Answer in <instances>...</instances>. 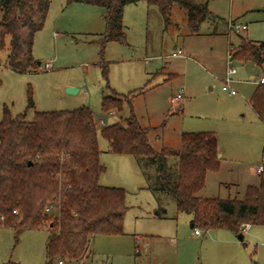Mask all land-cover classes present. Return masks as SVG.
Returning <instances> with one entry per match:
<instances>
[{
	"label": "rangeland",
	"instance_id": "rangeland-1",
	"mask_svg": "<svg viewBox=\"0 0 264 264\" xmlns=\"http://www.w3.org/2000/svg\"><path fill=\"white\" fill-rule=\"evenodd\" d=\"M140 2L124 8L126 42L120 43L104 39L103 8L52 0L43 27L34 36L36 69H10L5 65L6 49L0 50V119L5 107L30 120L36 111L84 105L92 110L99 130L133 113L156 150L179 148L182 132L212 131L220 153L218 165L207 171L198 195L241 198L246 185L264 179V124L247 102L258 85L255 78L264 75V62L233 61L237 73L231 86L236 94L223 92L221 86L227 49L236 45L237 33L253 31L264 40V8H258L264 7V0H209L218 17L201 23L196 35L187 34L184 10L177 4L170 16L176 25L164 28L160 14L147 17L145 2ZM229 20L247 25V31H229ZM178 49L182 56H169ZM161 69L166 76L167 71L178 76L163 80L157 74ZM68 86L77 91L66 93ZM181 88L183 98L171 101ZM129 93L134 95L131 106L124 103L112 114L101 110L102 96ZM97 137L105 167L98 181L124 188L128 209L123 233L91 237L90 255L83 264H264V226L252 225L243 240L223 228H199L202 234L194 236L191 214L177 211L170 194L149 189L146 176H155V165L108 152L100 131ZM168 165L173 170L174 160ZM261 165L263 172L257 173ZM49 235L47 228L18 234L11 227L0 228V264H46Z\"/></svg>",
	"mask_w": 264,
	"mask_h": 264
},
{
	"label": "trees",
	"instance_id": "trees-1",
	"mask_svg": "<svg viewBox=\"0 0 264 264\" xmlns=\"http://www.w3.org/2000/svg\"><path fill=\"white\" fill-rule=\"evenodd\" d=\"M103 8L104 39L126 42L122 21L127 4L139 1L153 6L164 28L170 24L174 4L186 11L190 33L213 16L206 3L193 0H65ZM51 0H0V50L6 49L5 65L18 72L36 69L32 54L34 36L44 25ZM233 60L264 62V41L242 40L231 46ZM140 93L143 89L138 90ZM113 92H115L113 90ZM134 95H104L103 112L131 106ZM29 106L33 102L29 98ZM248 102L264 122V83H258ZM96 117L87 106L66 110L12 114L5 107L0 119V226L18 234L24 229L47 228L46 264L62 261L83 264L90 255L91 237L123 233L128 206L126 191L99 183L105 171L100 163L98 131L108 152L128 154L137 163L154 164L156 174L146 176L150 190L170 194L179 212L191 214L193 228H223L239 234L244 223L264 226V179L248 184L241 198L201 197L207 171L218 165L217 138L212 131L181 133L179 148L156 150L133 113L98 130ZM174 160V169L168 165ZM3 264H20L7 262Z\"/></svg>",
	"mask_w": 264,
	"mask_h": 264
},
{
	"label": "crops",
	"instance_id": "crops-1",
	"mask_svg": "<svg viewBox=\"0 0 264 264\" xmlns=\"http://www.w3.org/2000/svg\"><path fill=\"white\" fill-rule=\"evenodd\" d=\"M52 1V0H51ZM194 1V3H197V4H203V3H206V5H207V8H208V10L212 13V15L213 16H210V17H208V18H206V19H204L201 23H203L204 21H214L215 20V18L216 17H218V14L217 13H215L213 10H211L210 8H209V0H193ZM137 3H141L140 1L139 2H137ZM50 5H51V3H50ZM50 8V7H49ZM125 8V7H124ZM145 8H146V13H147V17H149V15L150 14H153V13H155V12H158L156 9H153L152 7H148V5L145 3ZM259 9H261V8H264V7H258ZM184 10V9H183ZM48 12H49V10H48ZM123 12H124V10H123ZM125 13V12H124ZM47 16H48V14H47ZM183 18H184V22H186V32H187V34H189V35H196V34H200V32H199V27H200V25H201V23H200V25H199V27H198V29H197V31L196 32H194V33H190L189 32V30H188V26H187V17H186V11L184 10L183 11ZM172 25H176L175 23H173L172 22V20L170 19V24L168 25V26H172ZM167 28V27H166ZM247 29H248V27H247V25H246V28L244 29V30H242V31H247ZM254 32L252 31L251 33H247L246 35H241V34H239V33H237V37H238V41H237V43H236V45H234V46H237V45H239L240 44V42L242 41V40H250V41H254V42H257V41H264V40H261V39H259V38H257V36H254V34H253ZM232 46V44H229V47L228 48H230ZM228 50V49H227ZM178 51H180L181 52V54L180 55H173L174 53H176V52H178ZM176 52H172L169 56L170 57H178V56H182V51H181V49H178ZM233 61H237V60H233ZM239 62H241V61H239ZM257 65V64H256ZM163 69V68H162ZM159 70L158 72H157V74H162V76H163V80H166V77H168L169 76V78L168 79H170V78H173V77H175V76H178V74L176 73V72H172V71H167L166 73H167V76L166 75H164V73H161V71H165V70ZM237 73V71L232 75V78H233V82L235 81L234 80V75ZM261 76H264V75H261ZM254 76H250V79H254L253 78ZM260 77V76H259ZM259 77H257V78H255V80H254V82H255V84H258L256 81H257V79L259 78ZM232 82V83H233ZM184 93H185V89L183 88V91H182V96L178 99V100H175L174 102H178V101H180V99L181 98H183V95H184ZM236 94V93H235ZM235 94H231V95H235ZM247 102H248V98H247ZM248 104H249V102H248ZM249 106H250V104H249ZM251 107V106H250ZM251 109H252V107H251ZM253 110V109H252ZM110 114H112L113 113V111L112 112H109ZM255 113V112H254ZM255 115H256V117L258 118V120H260L263 124H264V122L257 116V114L255 113ZM103 121H104V119H103ZM220 154V153H219ZM99 160H100V157H99ZM101 163V162H100ZM262 166V165H261ZM260 167V166H259ZM258 168V167H257ZM257 168H256V170H257ZM257 172V171H256ZM263 172V167H262V171L261 172H257V173H262ZM252 226V225H251ZM251 226H249V228L251 227ZM0 228H5V227H3V226H0ZM214 229V228H213ZM211 230V229H210ZM194 233V232H193ZM201 233V232H200ZM202 234V233H201ZM201 234H195L194 233V236H196V237H199ZM233 234L235 235V237L237 238V234L236 233H234L233 232ZM243 235V234H242ZM245 236V235H244ZM244 236H242V240H243V238H244ZM141 239H142V237H141ZM238 239V238H237ZM239 240V239H238ZM145 245H148V242L147 243H145ZM173 263V262H172Z\"/></svg>",
	"mask_w": 264,
	"mask_h": 264
},
{
	"label": "built area",
	"instance_id": "built-area-1",
	"mask_svg": "<svg viewBox=\"0 0 264 264\" xmlns=\"http://www.w3.org/2000/svg\"><path fill=\"white\" fill-rule=\"evenodd\" d=\"M227 26H228V29L229 31H241L244 30L246 28V25L245 24H238L236 23L234 20H229L228 23H227ZM181 52L178 51L176 53H174L173 55H180ZM233 63V58L231 56V53H230V49L228 48L227 50V56H226V70H225V77L223 79V84L221 86V89L226 92H228L229 94H235L236 93V90L232 88L231 84L233 82V78H232V75L236 72V69L235 67L232 65ZM257 83H264V76H260L257 81ZM182 91H183V88L180 89V91L174 95L172 98H171V101H175V100H178L181 96H182ZM102 123H104V121L102 120L101 121ZM257 172H261L262 171V166L258 167ZM2 217L0 216V219ZM250 226V223H244L240 226V232L239 233H244ZM194 233L195 234H201L200 233V229L199 228H194ZM59 264H62V261H59L58 262Z\"/></svg>",
	"mask_w": 264,
	"mask_h": 264
},
{
	"label": "water",
	"instance_id": "water-1",
	"mask_svg": "<svg viewBox=\"0 0 264 264\" xmlns=\"http://www.w3.org/2000/svg\"><path fill=\"white\" fill-rule=\"evenodd\" d=\"M67 89H65V91H66V93H69V94H72V93H74V92H76L77 91V89L76 88H74V87H70V86H68V87H66ZM220 154L218 153V156H219ZM190 226L192 227V223H190ZM242 236H244V235H242V233H239V234H237V238L239 239V240H242Z\"/></svg>",
	"mask_w": 264,
	"mask_h": 264
}]
</instances>
